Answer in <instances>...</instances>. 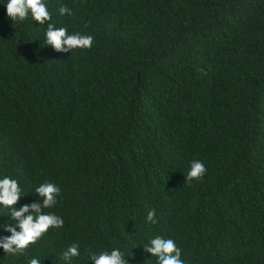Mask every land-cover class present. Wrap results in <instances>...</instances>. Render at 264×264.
Segmentation results:
<instances>
[{
    "label": "trees",
    "instance_id": "trees-1",
    "mask_svg": "<svg viewBox=\"0 0 264 264\" xmlns=\"http://www.w3.org/2000/svg\"><path fill=\"white\" fill-rule=\"evenodd\" d=\"M45 3L46 23L93 43L56 52L46 24L0 6V178L18 182L15 208L59 187L44 212L63 226L0 264H91L112 248L156 264L143 250L156 236L185 264H264V0ZM193 160L206 172L188 181Z\"/></svg>",
    "mask_w": 264,
    "mask_h": 264
},
{
    "label": "clouds",
    "instance_id": "clouds-1",
    "mask_svg": "<svg viewBox=\"0 0 264 264\" xmlns=\"http://www.w3.org/2000/svg\"><path fill=\"white\" fill-rule=\"evenodd\" d=\"M6 17L13 22H22L26 18H31L38 25H47L44 32V45L51 47L56 52H70L75 49L91 48L93 37L91 35L69 34L66 28H56L51 23H46L51 19V14L47 10L45 0H0ZM60 15H71L67 7L58 9ZM206 172L203 162L199 160L190 161L184 179L188 181L201 178ZM60 192L59 187L53 183H42L35 188L38 203H31L15 208L14 205L22 195V190L15 179L10 177L0 178V208H7L13 218L12 224H0L10 233L9 236L0 239V250L5 254L15 255L21 253L27 246L34 243L49 228H60L63 220L53 213H46L44 209L51 208L56 203V197ZM26 213H30L25 215ZM155 213L148 211L146 223H155ZM18 229V230H17ZM146 253L155 257L156 264H185L181 259V249L173 239H165L156 236L149 239L147 245L143 247ZM80 247L73 244L66 248L61 254L63 258H73L80 255ZM125 255L119 248L102 250L99 252H89L88 261L91 264H127ZM29 264H40L38 258H32Z\"/></svg>",
    "mask_w": 264,
    "mask_h": 264
}]
</instances>
